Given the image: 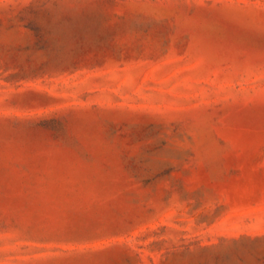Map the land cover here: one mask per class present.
I'll use <instances>...</instances> for the list:
<instances>
[{
    "label": "rangeland",
    "instance_id": "obj_1",
    "mask_svg": "<svg viewBox=\"0 0 264 264\" xmlns=\"http://www.w3.org/2000/svg\"><path fill=\"white\" fill-rule=\"evenodd\" d=\"M0 264H264V0H0Z\"/></svg>",
    "mask_w": 264,
    "mask_h": 264
}]
</instances>
